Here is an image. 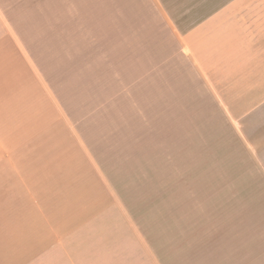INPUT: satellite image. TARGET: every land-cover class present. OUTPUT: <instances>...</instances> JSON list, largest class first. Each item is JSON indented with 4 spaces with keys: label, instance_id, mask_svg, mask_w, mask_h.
<instances>
[{
    "label": "crops",
    "instance_id": "1",
    "mask_svg": "<svg viewBox=\"0 0 264 264\" xmlns=\"http://www.w3.org/2000/svg\"><path fill=\"white\" fill-rule=\"evenodd\" d=\"M0 264H264V0H0Z\"/></svg>",
    "mask_w": 264,
    "mask_h": 264
},
{
    "label": "rangeland",
    "instance_id": "2",
    "mask_svg": "<svg viewBox=\"0 0 264 264\" xmlns=\"http://www.w3.org/2000/svg\"><path fill=\"white\" fill-rule=\"evenodd\" d=\"M191 168H193L194 174L196 175H200L201 169L203 167H205L206 163H189ZM209 168H208V172L206 171L205 173L208 174L209 176L206 177H193V178H188L184 176V172L181 170H177L176 172V176L175 177H168V176H163L161 175L160 178H155V183L159 182L161 185L162 189H166V191H168L169 189H173L174 187H176L177 189H184L187 186H190V188H194V189H198L200 190V188H202L203 186H207L209 185L210 187H214V185H216V183H219L220 185H222V182L224 180V182L227 179L224 178H218L215 174L216 172V162H208L207 163ZM180 169H184V164L182 165V167H180ZM213 175V176H212ZM149 185L152 186L151 182L149 183ZM197 196V194H195Z\"/></svg>",
    "mask_w": 264,
    "mask_h": 264
}]
</instances>
